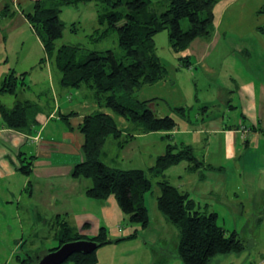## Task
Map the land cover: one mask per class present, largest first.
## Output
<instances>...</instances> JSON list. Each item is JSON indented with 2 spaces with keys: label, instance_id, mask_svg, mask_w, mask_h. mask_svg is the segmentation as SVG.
I'll return each instance as SVG.
<instances>
[{
  "label": "crops",
  "instance_id": "crops-1",
  "mask_svg": "<svg viewBox=\"0 0 264 264\" xmlns=\"http://www.w3.org/2000/svg\"><path fill=\"white\" fill-rule=\"evenodd\" d=\"M8 1L16 9L13 10V15L19 14L22 21H28L23 11L27 5L31 9L34 0H0V16ZM43 50L45 52L44 46ZM6 53L8 52H2V59ZM183 56L185 59L182 60L181 57V67H174V70L181 72L182 67H187L188 72L196 75V87L199 91L196 99L203 105L196 121L191 119L190 108L185 104H170L168 88L172 80L168 78L169 68L163 61L168 70L167 76L156 83L144 85H149L145 89H148L149 93L143 100L153 99L151 106L156 114L160 104L168 106L174 112L160 116L171 115L176 119L177 126L172 131L143 132L134 124L131 127L124 117L109 108L101 107L89 88L82 87L73 91L62 87L60 82L54 93L43 92V102L33 100L39 104L40 111L30 129L18 131L1 124L0 195L6 198L2 205H13L17 199L12 189L13 180L21 181L22 175L25 181L24 189H27L25 191L30 199V210L38 220H43V215H49L57 229L59 227L55 234L57 239L61 235L62 224L65 223L76 233L88 237L98 235L101 227L107 229L112 239L142 230L140 225L128 222L114 195L104 201L89 197L87 189L93 185L92 179L75 178L71 175L74 166L84 160L85 135L79 130V126L86 116L98 111L108 113L116 122L118 118L122 123L119 125L117 122L122 130L121 136H113L117 153L110 155V152L104 149L102 155L103 162L110 167L146 171L155 166L158 156L166 152L168 143L190 145L194 152L200 146L201 156L198 157L196 153L195 155L203 165L198 170L190 171L188 168L192 163L182 161L168 168L163 178L171 182L169 172L183 162H187L183 165L184 169L202 182L207 178L206 170L222 172L227 166L231 171H238L241 176L247 173L250 187L256 181L261 182L264 192V0L218 2L214 8L212 34L195 39ZM11 71L13 70L5 76ZM23 73L25 82L27 72H21ZM144 86L142 88H145ZM178 107L188 110L180 114L175 111ZM176 139L178 141H175ZM121 142H125L124 146H120ZM255 151L261 153L262 162L253 159ZM22 152L33 157L32 172L29 175L18 170ZM178 181V185L171 183L188 192L201 209L213 211L211 204L199 200L192 186L193 179L181 175ZM238 190L236 188L233 193L236 197L234 209H248L254 205L252 196H249L252 201L248 204L244 200L248 197L241 196ZM246 192L247 190L243 193ZM208 194L221 198V195L226 194V188H213ZM21 196L22 194L18 199ZM217 205H222V202L219 201ZM261 208V216L256 222L263 225L264 203ZM137 236L132 238L133 240H127L136 241ZM249 256L244 250L235 260L239 261L238 264L244 261L249 264H264V248L258 257ZM161 263L171 264L167 259Z\"/></svg>",
  "mask_w": 264,
  "mask_h": 264
},
{
  "label": "trees",
  "instance_id": "trees-1",
  "mask_svg": "<svg viewBox=\"0 0 264 264\" xmlns=\"http://www.w3.org/2000/svg\"><path fill=\"white\" fill-rule=\"evenodd\" d=\"M93 1L104 4L98 21L101 25L107 24L104 30H95L98 37L104 38L116 31L125 51L123 56L118 57L112 50L82 53L80 47L72 45H63L57 49L56 41L63 37L66 27L60 18L62 8ZM167 1L168 8L159 12L153 8V0H36L30 10L24 11V15L42 41L47 57L54 59L61 72L62 87L89 88L101 107L111 109L143 132H169L176 128V119L171 115L158 116L151 106L153 99L142 100L135 95L144 85L156 83L167 76L166 65L157 53L156 35L168 30L173 50L185 51L195 39L212 34L214 8L221 0ZM11 4L8 1L4 6L3 17L14 14L10 11ZM185 19L189 20L188 28L183 27ZM21 76V82L15 71L5 76L0 94L18 96L20 83H26L23 80L25 74ZM187 110L185 107L175 109L180 114ZM39 111V104L30 99H17L13 107L0 102V125L18 131L28 130L35 124ZM79 130L85 135L84 160L74 166L71 175L92 179L93 185L87 189L89 197L104 201L114 195L128 222L147 229L150 213L146 195L153 187L147 171L137 168L118 169L108 166L102 160L108 137L119 138L122 134L114 117L98 111L86 116ZM125 142H121L120 146H124ZM21 154L18 170L29 175L32 172L33 157L24 152ZM182 161L192 163L188 168L190 171H196L203 165L192 146L168 143L166 152L158 156L155 166L149 169L154 177H162L159 181L161 194L157 198V206L166 219L179 229L178 257L183 264H210L218 255L243 252L246 249L244 241L236 231L227 234V230L218 222L217 212L201 210L188 192L163 178L168 168ZM60 234V243L50 251L79 239L96 241L101 247L132 239L138 235V231L112 239L107 229L101 227L98 235L88 237L76 233L65 223L62 224ZM96 253L97 250L90 254L74 253L67 261H71V264H98ZM22 262L30 264L27 260Z\"/></svg>",
  "mask_w": 264,
  "mask_h": 264
},
{
  "label": "rangeland",
  "instance_id": "rangeland-1",
  "mask_svg": "<svg viewBox=\"0 0 264 264\" xmlns=\"http://www.w3.org/2000/svg\"><path fill=\"white\" fill-rule=\"evenodd\" d=\"M35 1L31 3V8ZM153 1V8L159 12L168 8L167 0ZM25 8L27 11L30 10L29 5ZM103 9L104 4L95 1L78 6L63 7L60 18L66 23V27L63 37L56 41L57 49L63 45H72L80 47L82 53L112 50L118 57L123 56L125 51L119 43V36L116 31L104 38H99V34L95 31L98 28L102 31L107 27V24L101 25L98 21V15ZM13 10L16 9L12 4L11 11L14 12ZM188 26L189 20L185 19L183 27L188 28ZM42 44L29 21H22L19 14L7 17L0 16V86L5 79V74L10 70L15 71L19 82L22 80L21 72H27L26 83H20L17 90L19 97L15 94H0V102L8 107H13L17 99L25 98L43 102L41 101V98H44L43 92L52 91L54 93L55 88L59 85L61 72L56 67L54 59L47 57ZM156 48L161 60L169 68L168 78L172 80L168 88L170 104L173 105L175 102L185 104L190 108L191 119L196 121V116L202 112L203 106L196 99L199 92L196 87V75L188 72L187 67H182L181 72L174 70V67H181L183 63L181 57H184L185 51L176 52L173 50L168 30L161 31L156 35ZM2 52H8L3 59L1 58ZM50 64H52V68H50ZM9 67L12 69H7ZM195 70L194 66L193 72ZM144 87L135 93L137 98L142 100L149 93L148 89L145 90L149 85ZM72 90L76 91L77 89ZM157 107L158 116L174 113L163 104ZM117 122L122 125L118 118ZM128 125L132 127L133 123ZM104 149L108 150L110 155L117 153L116 140L113 136L108 138ZM195 153L200 157L202 148L198 146ZM253 159L258 162L263 161L259 151L254 152ZM185 163L187 162L181 163L169 172L168 176L171 182L178 185V178L181 175L186 176L187 179H193L192 186L197 192L199 200L202 203L211 204V210L219 214L218 222L227 230V234L236 231L244 241L245 251L250 254L249 257H258L264 248V224L256 222L261 216V206L264 203L261 182L256 181L250 187L247 173L245 174L246 177L245 175L241 176L238 171H231L227 166L222 172L206 170L207 178L202 182L184 169ZM146 171L153 182L152 190L146 195V204L150 213L148 228L138 231L139 236H137L136 241H132L133 239L125 240L119 244L99 247L96 253L98 264H163L161 262H165L166 259L171 264H183L177 254L180 241L179 229L166 219L157 206V198L161 194L159 181L162 179L151 175L149 170ZM20 177L21 181L13 180L12 189L17 199L12 206L8 203L2 205L6 198L4 199V196L0 195V264H23L22 260H27L30 264H37L43 256L49 253L51 248L60 243V239L55 238L59 227L57 229L53 220L49 219V215H43V220H38L30 210L28 206L30 199L27 191H25L27 189H24V176L20 175ZM219 187L226 188V194L221 195V198L208 194L211 189ZM236 188L239 189L238 192L241 196L248 197V199L243 198L248 204L252 201L249 196H252L255 200L254 205L252 204L248 209H234L236 197L233 193ZM245 190L247 192L243 193ZM20 194L22 196L18 199ZM219 201L222 202V205L218 206ZM136 243H138L137 246ZM237 255L235 253L218 255L211 260L210 264H231L233 262L238 264L239 261L235 260ZM63 264H71V261H66ZM242 264H249V262L244 261Z\"/></svg>",
  "mask_w": 264,
  "mask_h": 264
},
{
  "label": "water",
  "instance_id": "water-1",
  "mask_svg": "<svg viewBox=\"0 0 264 264\" xmlns=\"http://www.w3.org/2000/svg\"><path fill=\"white\" fill-rule=\"evenodd\" d=\"M99 246L98 242L89 239L69 241L47 253L37 264H63L74 253L90 254L97 250Z\"/></svg>",
  "mask_w": 264,
  "mask_h": 264
}]
</instances>
